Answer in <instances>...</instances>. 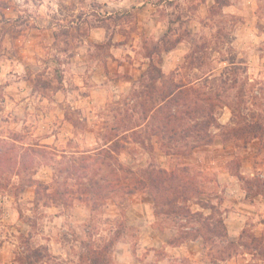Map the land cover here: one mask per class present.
Listing matches in <instances>:
<instances>
[{"label": "rangeland", "instance_id": "374dc122", "mask_svg": "<svg viewBox=\"0 0 264 264\" xmlns=\"http://www.w3.org/2000/svg\"><path fill=\"white\" fill-rule=\"evenodd\" d=\"M151 65L222 92L211 141L166 150L121 129L116 167H186L203 192L187 205L210 216L197 203L209 200L228 237L172 244L181 223L202 225L198 215H156L140 189L86 202L66 168L45 162L31 174L40 183L11 173L0 187V264H264V135L233 130L264 122V0H0V138L64 160L107 148L105 128L146 88ZM57 181L73 193L56 195Z\"/></svg>", "mask_w": 264, "mask_h": 264}, {"label": "trees", "instance_id": "16d2710c", "mask_svg": "<svg viewBox=\"0 0 264 264\" xmlns=\"http://www.w3.org/2000/svg\"><path fill=\"white\" fill-rule=\"evenodd\" d=\"M146 75L150 79L146 88L134 91L128 96L125 101V115L120 109L124 115L122 119H125L124 125L120 126L122 122L120 120L115 127L105 128L104 140L106 144L112 143L107 148L102 147L93 153L83 152L78 158L64 160L58 159L55 152L47 151L48 146L45 144H31L19 148L15 142L0 138V187L11 173H16L18 176L22 173L29 174L30 177L21 178L24 185L25 182L29 185L36 183L38 180L31 177L32 171L45 162H52L55 171L60 172L59 168H66L68 178L79 182L77 192L86 202L96 203L99 198L124 197L140 189L145 190L152 197L156 215L164 214L168 217L180 215L187 220L188 217L198 215L202 225L189 228L187 223H181L178 236L170 239L172 244L198 238L213 243V237L227 238L228 231L223 218L219 216L213 223L214 216L218 213L214 204L209 200L197 201L203 208L211 209L210 216L192 212L187 205V202L198 198L203 192L195 179L189 175L186 167L179 170H168L152 164L136 169L121 165L116 167L117 158L112 152L118 151L120 144L113 140V136L121 129L136 135V139H140L142 134L147 135L148 139L155 137L166 150L180 142L187 143L193 140L198 143H210L211 141L210 131L216 122L215 110L222 102V92L205 86L176 83L170 77L166 78L161 68L155 65H151ZM165 78L168 80L166 82L168 86L157 88L156 81ZM131 101L133 109L129 108ZM131 111L140 115L136 117L134 123H132ZM143 119L148 120V123L141 130L140 127L144 122L140 121ZM233 130L238 134L260 137L264 135V122L260 120L245 122ZM125 179L130 182H124ZM57 185L56 195L70 196L74 191L73 186L70 187L66 182L57 181ZM106 247L92 250V253L96 254L93 258L94 262H99V257Z\"/></svg>", "mask_w": 264, "mask_h": 264}, {"label": "crops", "instance_id": "0c3cea01", "mask_svg": "<svg viewBox=\"0 0 264 264\" xmlns=\"http://www.w3.org/2000/svg\"><path fill=\"white\" fill-rule=\"evenodd\" d=\"M106 83H107V82H105V81L103 80V84H102L101 86L105 87V86H106ZM95 88H97V89H98V88H99V89H102V88L99 87V86H96ZM99 89H98V90H99Z\"/></svg>", "mask_w": 264, "mask_h": 264}]
</instances>
